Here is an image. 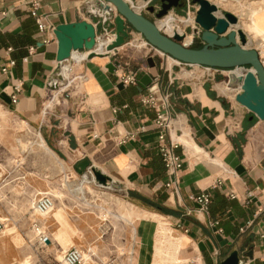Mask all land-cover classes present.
I'll use <instances>...</instances> for the list:
<instances>
[{
	"label": "crops",
	"instance_id": "crops-1",
	"mask_svg": "<svg viewBox=\"0 0 264 264\" xmlns=\"http://www.w3.org/2000/svg\"><path fill=\"white\" fill-rule=\"evenodd\" d=\"M208 1L236 16L233 28L246 34V46L257 50L264 66V0H247L245 15ZM98 2L0 0V140L5 148L13 152L16 132L27 127L57 162L77 172V165L88 160L120 184L134 220L122 252L109 248L108 261L99 258L98 264H220L233 250L239 251L240 264H264V120L235 100L240 88L233 78L245 69L179 62L132 29L126 44L105 51L114 39V22L102 21ZM196 9L187 2L169 11L171 31L184 33L183 43L195 48L202 45L193 22ZM143 10L144 5L138 11L158 21ZM37 20L46 24L45 31L38 30ZM81 20L95 26L96 46L73 51L59 63L56 26ZM166 25L160 27L168 33ZM131 73L136 84H123L121 77ZM145 76L147 87L141 86ZM149 97L154 105L143 102ZM158 111L169 120L164 141L178 144L175 152L183 161L171 189L164 185L158 150ZM103 186L116 190L109 182ZM42 188V182L35 183L33 191ZM207 191L211 202L203 211L190 196ZM40 216L62 217L54 208ZM55 237L60 242V228ZM18 256L14 241L1 237L0 264H12Z\"/></svg>",
	"mask_w": 264,
	"mask_h": 264
},
{
	"label": "rangeland",
	"instance_id": "rangeland-1",
	"mask_svg": "<svg viewBox=\"0 0 264 264\" xmlns=\"http://www.w3.org/2000/svg\"><path fill=\"white\" fill-rule=\"evenodd\" d=\"M211 1L238 15L248 11L247 0ZM166 18L157 21L159 27L166 24ZM173 27L166 26L168 33L163 27L160 29L172 35ZM1 122L10 123L3 115ZM38 136L28 128L17 131L13 152L0 140V219L4 221L0 238L10 237L17 246L19 256L12 264H65L63 254L71 246L80 248L89 264H98L99 258L106 263L108 259L104 256L109 248L118 254L122 252L135 216L132 205L120 189L106 188L92 173L76 172L64 162H57L46 148L39 146ZM40 182L42 191L34 192V184ZM43 193L52 196L53 208L62 215L60 221L43 219L40 215L49 212L39 214L35 210V202ZM34 223L39 230H35ZM59 228L60 242L55 237ZM160 228L163 236L165 228L163 225ZM39 232L48 236L50 243L39 244Z\"/></svg>",
	"mask_w": 264,
	"mask_h": 264
},
{
	"label": "water",
	"instance_id": "water-1",
	"mask_svg": "<svg viewBox=\"0 0 264 264\" xmlns=\"http://www.w3.org/2000/svg\"><path fill=\"white\" fill-rule=\"evenodd\" d=\"M151 1L99 0L97 10L103 13L105 20L114 22V39L104 46V50L112 51L126 44L130 38L128 30L132 29L149 45L179 62L220 69L244 68L243 74L233 78L240 88L235 100L254 116L264 120V66L257 50L246 46L248 39L244 32L233 28L238 23L236 16L230 12L222 13L208 0H154L158 8ZM134 2L144 4L145 11L157 20L163 19L172 9L186 7L187 2L197 5L193 22L201 47L195 48L183 43L184 33L174 31L168 35L163 32L156 20L149 19L133 7ZM54 34L57 40L56 59L59 63L68 60L73 51H92L97 44L95 26L85 20L60 24L56 26ZM59 69L56 68L55 73ZM149 83L146 76L141 80L143 87ZM77 170H90L100 184L106 185L109 182L116 190L120 189L117 181L91 168L88 160L81 161ZM217 238L220 241V236ZM220 264H240L239 251L230 252Z\"/></svg>",
	"mask_w": 264,
	"mask_h": 264
},
{
	"label": "built area",
	"instance_id": "built-area-1",
	"mask_svg": "<svg viewBox=\"0 0 264 264\" xmlns=\"http://www.w3.org/2000/svg\"><path fill=\"white\" fill-rule=\"evenodd\" d=\"M102 21H105L104 17ZM37 26L40 32L45 31V29L47 28L46 24L40 20H37ZM121 81L123 84H136L135 76L132 73L127 74L126 76H122ZM15 91L17 93L20 92L19 86L15 87ZM12 102L13 103L17 102V95L12 96ZM143 102L154 105V99L152 97L144 99ZM155 124L157 128L160 130L158 135V150L162 162L164 164L165 173L167 175V180L164 185L166 188L171 189L176 184V177L182 167L183 161L182 158L175 152V149L178 147V144L167 143L164 141L165 130L169 125V120L164 112L162 111L157 112L155 118ZM219 183L220 182H217L216 184L219 185ZM190 199L193 200L195 203H197L200 206L201 210L206 211L209 203L211 202V194L210 192L207 191L199 195H191ZM53 204H54V200L52 196L50 194H43L37 198L35 202V210L39 214H43L48 212L53 207ZM33 226L35 227L36 231L39 229L36 223H34ZM3 229H4V221L0 219V234L2 233ZM38 242L39 244H46V242L47 243L49 242V238L44 233L39 232ZM262 255L264 260V242L262 244ZM83 259H84V253L80 248L75 246L70 247L63 254V262L65 264H81Z\"/></svg>",
	"mask_w": 264,
	"mask_h": 264
},
{
	"label": "bare ground",
	"instance_id": "bare-ground-1",
	"mask_svg": "<svg viewBox=\"0 0 264 264\" xmlns=\"http://www.w3.org/2000/svg\"><path fill=\"white\" fill-rule=\"evenodd\" d=\"M144 4H140L139 3V5L136 7H134L137 11H138V9L139 8H141L142 6H143ZM165 17H167L166 19H165V23L167 24L166 26H168V25H171V24H173V23H171L172 22V16L169 14L168 16H165ZM164 23V24H165ZM238 24V23H237ZM237 24L236 25H234V27H236L237 26ZM158 26V25H157ZM170 27V26H169ZM245 34V33H244ZM246 35V34H245ZM247 37V36H246ZM26 125V124H25ZM23 127V126H22ZM25 127V126H24ZM27 128V127H26ZM37 141H38V143H39V146H41V147H44V148H46L47 149V147L45 146V144L43 143V141H42V139L38 136V138H37ZM48 150V149H47ZM197 153V152H196ZM58 159V158H57ZM92 173L90 170H87L86 171V173ZM93 174V173H92ZM94 175V174H93ZM94 179L96 180V178H95V176H94ZM99 183V182H98ZM102 185V184H101ZM71 187V186H70ZM86 189V188H85ZM79 190H82V189H79ZM53 208V207H52ZM50 209L48 212L50 213V211L51 210H53V209ZM48 212H46V213H48ZM155 214V213H154ZM142 218V217H141ZM148 221V220H147ZM151 222H153V221H151ZM39 230V229H38ZM176 256V255H175ZM178 257V256H177ZM174 259V258H173ZM84 262V264H89V261H88V258L86 257V256H84V259H83V261H82V263ZM81 263V264H82Z\"/></svg>",
	"mask_w": 264,
	"mask_h": 264
},
{
	"label": "trees",
	"instance_id": "trees-1",
	"mask_svg": "<svg viewBox=\"0 0 264 264\" xmlns=\"http://www.w3.org/2000/svg\"><path fill=\"white\" fill-rule=\"evenodd\" d=\"M158 209H161V208H158Z\"/></svg>",
	"mask_w": 264,
	"mask_h": 264
}]
</instances>
